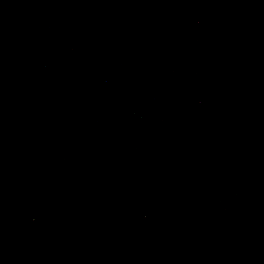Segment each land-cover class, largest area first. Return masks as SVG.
<instances>
[{
    "label": "water",
    "instance_id": "95a60500",
    "mask_svg": "<svg viewBox=\"0 0 264 264\" xmlns=\"http://www.w3.org/2000/svg\"><path fill=\"white\" fill-rule=\"evenodd\" d=\"M0 264H264V0H0Z\"/></svg>",
    "mask_w": 264,
    "mask_h": 264
}]
</instances>
